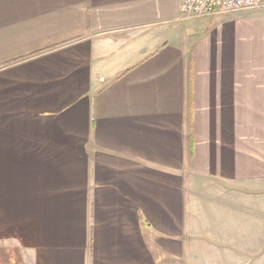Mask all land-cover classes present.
<instances>
[{"label": "crops", "instance_id": "crops-1", "mask_svg": "<svg viewBox=\"0 0 264 264\" xmlns=\"http://www.w3.org/2000/svg\"><path fill=\"white\" fill-rule=\"evenodd\" d=\"M182 2L0 0V158L46 174L41 264H264V7Z\"/></svg>", "mask_w": 264, "mask_h": 264}, {"label": "rangeland", "instance_id": "rangeland-1", "mask_svg": "<svg viewBox=\"0 0 264 264\" xmlns=\"http://www.w3.org/2000/svg\"><path fill=\"white\" fill-rule=\"evenodd\" d=\"M17 169L4 165L0 158V264H41V248L37 252L35 247L42 242V220L37 212L40 206L27 204L25 185L31 180L40 181L46 174L41 171L28 174ZM177 261L186 264L183 256Z\"/></svg>", "mask_w": 264, "mask_h": 264}, {"label": "built area", "instance_id": "built-area-1", "mask_svg": "<svg viewBox=\"0 0 264 264\" xmlns=\"http://www.w3.org/2000/svg\"><path fill=\"white\" fill-rule=\"evenodd\" d=\"M264 7V0H183L182 16L211 15L218 11H241Z\"/></svg>", "mask_w": 264, "mask_h": 264}]
</instances>
